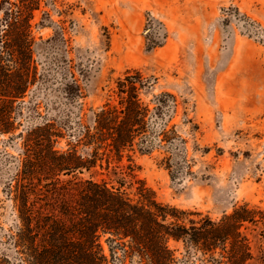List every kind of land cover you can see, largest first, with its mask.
<instances>
[{
	"label": "rangeland",
	"instance_id": "1",
	"mask_svg": "<svg viewBox=\"0 0 264 264\" xmlns=\"http://www.w3.org/2000/svg\"><path fill=\"white\" fill-rule=\"evenodd\" d=\"M31 25L34 58L48 78L15 104L16 130L0 133V251L17 219L7 186L23 159L20 134L67 116L91 124L117 79L134 71L149 82L142 98L151 109L156 97H175L165 113L174 145L137 153L135 178L100 167L79 178L124 179L132 194L141 180L159 203L216 220L244 204L264 211V0H42ZM71 73L81 87L76 100L62 89ZM68 143L66 136L58 148ZM247 234L251 264H264V222ZM102 245L110 264H140L121 251L112 256L106 238ZM170 247L175 264H201L182 244Z\"/></svg>",
	"mask_w": 264,
	"mask_h": 264
},
{
	"label": "trees",
	"instance_id": "2",
	"mask_svg": "<svg viewBox=\"0 0 264 264\" xmlns=\"http://www.w3.org/2000/svg\"><path fill=\"white\" fill-rule=\"evenodd\" d=\"M41 2L0 0L1 134L16 130L12 117L15 104L48 78L34 58L31 21ZM148 87L141 72H128L117 79L114 97L94 113L91 124L81 119L73 124L67 116L63 121L27 129L25 136L20 134L24 138L23 159L7 186L17 219L3 241L0 264H110L102 245L104 238L112 256L121 251L124 260L135 256L140 264H175L171 241L182 244L201 264L254 261L247 231L264 222V211L244 204L216 220L159 203L141 180L131 184L137 185L132 194L124 179L115 185L96 179L94 174L79 178L97 167L126 169L128 176L135 178L137 153L174 145L175 132L168 130L165 113L176 106L175 97L162 94L151 109L142 98ZM62 89L73 100L81 97V87L72 73ZM66 136L74 144L68 143L66 150L58 148ZM125 159L127 166L122 165ZM167 161L170 170L171 158Z\"/></svg>",
	"mask_w": 264,
	"mask_h": 264
}]
</instances>
